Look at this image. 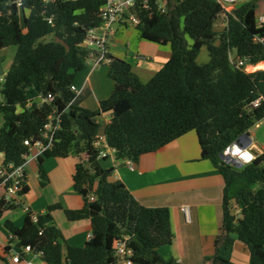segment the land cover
Wrapping results in <instances>:
<instances>
[{
	"label": "trees",
	"instance_id": "16d2710c",
	"mask_svg": "<svg viewBox=\"0 0 264 264\" xmlns=\"http://www.w3.org/2000/svg\"><path fill=\"white\" fill-rule=\"evenodd\" d=\"M17 1L0 0V49L18 47L0 81L2 162L22 164L30 152L27 139L47 143L42 132L51 114L60 118V127L51 147L38 157L41 177L48 178L46 158L81 159L83 153L89 158L79 160L73 173L83 206L63 208L57 202L39 213L37 221L28 214L20 227L7 219L11 236L4 253L12 252V244L17 250L30 245L49 264H118L115 243L128 237L135 264H181L159 251L174 239L170 207L142 204L115 177V166L101 164L93 141L104 130L117 160L138 162L194 130L202 157L224 179L222 230L207 264H239L233 260L236 239L247 246L249 264H264V152L242 166L221 157L264 118V69L249 72L233 62V52L251 65L264 61V21L258 22L255 0L229 13L223 29L216 26L223 11L217 0H174L165 11L159 0H139L131 9L138 18L139 38L170 45L171 56L145 82L129 62L109 53L114 88L95 110L83 107L86 92L76 94L71 86L95 52L84 42L102 24L106 0H21V6ZM203 47L209 60L201 64L197 58ZM31 93L55 98L32 102ZM257 99L258 106H253ZM105 115L111 119L103 127ZM6 205L0 203V213ZM59 208L71 221L90 218L92 237L86 245L67 242L52 214ZM6 259L0 254V261Z\"/></svg>",
	"mask_w": 264,
	"mask_h": 264
},
{
	"label": "crops",
	"instance_id": "0c3cea01",
	"mask_svg": "<svg viewBox=\"0 0 264 264\" xmlns=\"http://www.w3.org/2000/svg\"><path fill=\"white\" fill-rule=\"evenodd\" d=\"M263 15L264 13L259 14V16ZM226 24L224 15L219 14L216 20L217 28L223 29ZM117 33L109 44L110 54L113 58L129 62L132 70L145 82L171 56V50L167 48L146 46L142 42H132V40L125 42L122 37H118L120 31ZM238 58L233 52V59ZM262 63L264 61L256 65L264 69ZM104 66L106 68H103ZM87 68L76 75L73 85L80 90V94L86 92L81 105L95 110L99 108L100 101L108 98L112 93L114 81L108 76V64L98 68ZM4 74L0 80L3 79ZM40 98V94L31 93L32 102L39 103ZM110 119L111 115L101 117L103 127ZM262 125H264V118L249 131L251 141L247 146L256 156L264 152V133L260 135V132L255 130L260 129ZM81 156L84 157L85 154ZM2 159L3 156L0 155V162ZM79 159L80 156L76 155L46 158L43 166L48 175L47 179H43L39 173L38 159L31 160L27 165L29 190L21 195L22 199L19 203L14 204V206L21 203L27 204L23 207L25 216L19 221L12 215L6 218L20 227L28 214L34 217L39 213H45L49 205L57 202H60L63 208H81L83 197L73 185V173ZM110 159V166H115V177L122 180L142 204L151 207H170L174 239L171 244L159 248L161 255L167 260L174 258L181 264H207V260L215 253V240L222 230L224 179L213 164L202 157L197 133L190 131L159 151L143 155L136 162L134 169L113 158ZM103 166L110 167L104 164ZM33 181L48 186L49 192L52 193L46 195L42 191H36L32 186ZM183 206L189 207V220L182 210ZM52 214L56 225L69 244L86 245L92 230L90 218L71 221L61 208L55 209ZM6 231L1 237L3 241L0 240V246L4 250L11 236L8 229ZM12 246V252L21 251L17 250L14 244ZM0 254L9 256L4 252ZM22 258L18 262L9 264L47 263L34 253H27ZM249 259L247 246L236 239L233 260L239 264H249Z\"/></svg>",
	"mask_w": 264,
	"mask_h": 264
},
{
	"label": "built area",
	"instance_id": "2783aa9c",
	"mask_svg": "<svg viewBox=\"0 0 264 264\" xmlns=\"http://www.w3.org/2000/svg\"><path fill=\"white\" fill-rule=\"evenodd\" d=\"M138 1L139 0H106V3L102 8V24L98 28H92L89 32L87 40L84 42L85 46L95 50V52L91 53L89 58L92 60V68H98L103 64H110L111 58L108 57V54L110 53L109 44L112 40V37L116 35L120 28L126 26V24H136L138 22V18L131 12V9ZM173 1L174 0H171V2ZM217 1L222 5V14L225 17V20H227L229 13H231L240 4L249 0ZM159 2L163 11L166 10L167 5L170 3L168 0H159ZM17 4L18 6H21V0H18ZM263 21L264 15L260 16L258 22L261 23ZM233 62L237 65L247 64L244 59L240 58L236 60L233 59ZM71 89L76 94H80V90H78L75 85H72ZM54 98L55 96L52 93H49L45 97L41 96L40 99L41 101L51 102L54 100ZM259 102L260 99H257L252 104L253 106H258ZM55 119H57L56 124H54ZM59 121L60 118H55L53 114L49 115L48 122L46 123L42 132V137L47 140V143H45L42 139L34 141L29 139L25 140V144L30 147V152L24 155L25 160L22 164L15 165L12 163L0 162V203L14 205L20 202V198H18V196H21L26 192L25 188L28 185L27 165L31 160H34L35 158L38 159V157L43 154L45 150L51 147L55 132L60 127ZM234 145L240 146L236 143V141H234L224 150L223 153L229 155ZM93 147L98 151V159L113 158L117 161L115 149L109 145L104 130L98 132V134L95 136ZM241 147H246L255 158L257 157L249 146ZM33 150H35V152H33ZM1 156H3V153H1ZM88 158L89 157L85 155L79 160H81V162H86ZM124 162L131 169L135 168V162L133 160L126 159ZM94 198L95 196H91L92 200H94ZM182 210L184 211L186 218L189 220V207L183 206ZM33 218L35 221H37V216H34ZM89 237H92V233L89 235ZM127 239L128 237L119 239L115 243L116 254L119 258L118 264H135V262L132 260L133 249L128 246ZM22 253H33L31 246L26 245L21 249V251L10 253L6 261H0V264L18 262L22 258Z\"/></svg>",
	"mask_w": 264,
	"mask_h": 264
},
{
	"label": "rangeland",
	"instance_id": "374dc122",
	"mask_svg": "<svg viewBox=\"0 0 264 264\" xmlns=\"http://www.w3.org/2000/svg\"><path fill=\"white\" fill-rule=\"evenodd\" d=\"M255 2H256V9H257V16H259V14L264 13V0H255ZM218 28H220V27H218ZM119 31H120V33H119L118 37H122L125 42H128V41L132 40V42H134V41L142 42V44H146V46L147 45H150V46H162V48H164V49L167 48V49L171 50L170 49V45H168V44H159V43H155V42L149 41V40H141L139 38V36H138V31H137L136 26H135L134 23H130L127 27L126 26L122 27V29L120 28ZM47 39H49V37H47ZM17 50H18V47L16 45H11L9 47H5V48H1L0 49V64H1V67H2V69H3V71L5 73H7L8 70L11 68V66H12V64L14 62ZM149 60H151V59L149 58ZM208 60H209L208 49L206 47H203L201 49L199 55H198L197 61L202 64V63L208 62ZM91 64H92V60L88 59V61H87V65L88 66L86 65L85 68L88 67V68L92 69V65ZM262 64H263L262 67H264V63H262ZM103 68H106V66H104ZM245 69L250 72V71H254L256 69H260V68H259V65L258 66L257 65L256 66H252L250 64H246L245 65ZM2 75L3 74L0 73V77H2ZM150 78H147V79H150ZM3 125H4V117H3V115H0V129H1V127ZM255 130L257 132H260V135L263 134L264 133V125H262V127L260 129H255ZM193 132H196V131L193 130ZM34 160H37V159L35 158ZM117 162H119L121 164H125V162L122 161V160H117ZM101 164L102 165L104 164L106 166H110L111 159L110 158L101 159ZM135 164H136V162H135ZM32 186H33V188L36 191H42L46 195L52 193V192H49V190H48L49 187L48 186H46L44 184L42 185L40 183H37V181H33ZM18 198L22 199L21 196H18ZM25 205L27 206V204H25V203L24 204L21 203V205L18 204L16 206L13 205V207H8V205H6V207H4V209L0 213V240L1 241H3L1 239L2 234L7 232L6 231L7 228L5 226V221L7 220L6 217H8V215H12L14 218L18 219L17 221H19V219H21V218H24L25 213H24V208L23 207ZM0 252L1 253L4 252V248L1 247V246H0ZM44 264H47V263H44Z\"/></svg>",
	"mask_w": 264,
	"mask_h": 264
},
{
	"label": "clouds",
	"instance_id": "9594fccd",
	"mask_svg": "<svg viewBox=\"0 0 264 264\" xmlns=\"http://www.w3.org/2000/svg\"><path fill=\"white\" fill-rule=\"evenodd\" d=\"M229 155L233 160H236L238 163H244V164L250 163L255 158L252 155V153L249 150H247L246 147L242 148L241 146H237V145L233 146Z\"/></svg>",
	"mask_w": 264,
	"mask_h": 264
},
{
	"label": "water",
	"instance_id": "95a60500",
	"mask_svg": "<svg viewBox=\"0 0 264 264\" xmlns=\"http://www.w3.org/2000/svg\"><path fill=\"white\" fill-rule=\"evenodd\" d=\"M168 2H171V0H168ZM0 73L4 74V71L1 67V64H0ZM250 141H251L250 134L244 133L237 138L236 143L239 144L240 146H247L250 143ZM221 157L224 161H226L232 165H235V166H242L243 165V163H238L236 160H233L230 157V155H228V154L221 153Z\"/></svg>",
	"mask_w": 264,
	"mask_h": 264
}]
</instances>
